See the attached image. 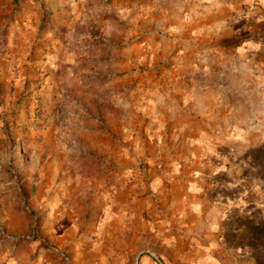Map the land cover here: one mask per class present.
Instances as JSON below:
<instances>
[{"label":"rangeland","instance_id":"1","mask_svg":"<svg viewBox=\"0 0 264 264\" xmlns=\"http://www.w3.org/2000/svg\"><path fill=\"white\" fill-rule=\"evenodd\" d=\"M244 1L0 0V264H264Z\"/></svg>","mask_w":264,"mask_h":264},{"label":"crops","instance_id":"2","mask_svg":"<svg viewBox=\"0 0 264 264\" xmlns=\"http://www.w3.org/2000/svg\"><path fill=\"white\" fill-rule=\"evenodd\" d=\"M205 2H214L216 6L223 4V0H205ZM3 5L6 6V4ZM213 6L214 5H211V7ZM2 7L3 6H0V11H2ZM240 7L242 8L240 10L242 12V15L234 18V24L232 27V32L235 38H238L240 40V46L242 47L240 50L246 52L247 54L264 51V0L261 3L259 1L257 2L254 0H246L241 3ZM4 15H6V12H4ZM1 21L4 22V26L7 25V19H3ZM11 63L12 62L10 59L8 60L0 57V74H11ZM175 194H177V192ZM184 198L185 202L183 203V205L186 207L187 196ZM183 217L186 218L187 214H185V216ZM185 218L177 219L175 223H177L178 225H183V223L187 225V219ZM183 230L187 232V227L183 228ZM179 254L184 255L183 263L174 262L173 264H187V253L185 252V250H181ZM147 263L148 260H143V264Z\"/></svg>","mask_w":264,"mask_h":264}]
</instances>
